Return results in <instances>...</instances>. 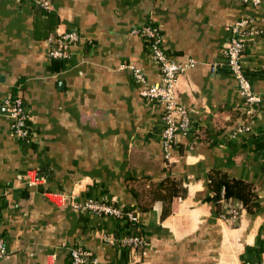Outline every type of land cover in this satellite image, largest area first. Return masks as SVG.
<instances>
[{
	"label": "crops",
	"instance_id": "1",
	"mask_svg": "<svg viewBox=\"0 0 264 264\" xmlns=\"http://www.w3.org/2000/svg\"><path fill=\"white\" fill-rule=\"evenodd\" d=\"M242 18L261 30L242 36L240 54L260 96L264 0H0V105L20 95L30 126L29 138L18 140L0 111V264H71L74 246L97 264H264V100L244 98L222 53L230 26ZM147 22L160 28L170 58L192 62L176 87L192 128L176 134L169 160L162 106L140 95L143 84L127 67H141L148 84L160 78L148 42L131 33ZM66 30L81 36L70 57H49L45 36ZM240 126L247 129L238 132ZM211 169L251 183L257 209L239 212L229 200L216 205L207 186ZM166 175L188 192L154 223L135 206L128 178L159 182ZM92 196L134 206L146 243L122 246L133 226L122 222L121 230L115 218L74 207ZM102 232L114 242H104Z\"/></svg>",
	"mask_w": 264,
	"mask_h": 264
},
{
	"label": "built area",
	"instance_id": "2",
	"mask_svg": "<svg viewBox=\"0 0 264 264\" xmlns=\"http://www.w3.org/2000/svg\"><path fill=\"white\" fill-rule=\"evenodd\" d=\"M258 5L261 0H242ZM46 7L45 4H43ZM257 27L252 24L250 18H242L235 21L230 26V37L223 47L222 53L225 63L231 70L240 90V93L248 102H258L264 100V90L262 94L254 95L251 91L250 83L245 76L241 63L240 54L244 47V34L259 33ZM131 33L144 38L148 42L151 57L155 62L160 78L157 82L148 84L143 70L139 66L127 65L132 73L134 81L142 83L140 95L149 101H154L162 106L160 120L162 123L161 140L164 152V159L171 157L170 146L176 134L185 135L192 128V119L189 109L179 101L176 94L178 76L191 63H179L169 57L163 44L161 30L150 22L142 26H135ZM81 36L75 30L56 32V35L49 38L50 48L48 55L51 58L66 59L70 57L69 47L80 40ZM0 111L8 114L11 119V133L18 140H27L30 136V126L28 124V114L26 104L20 95H10L2 101ZM247 129L246 126L237 128L238 132ZM74 207L85 210L99 217L124 218L123 223L129 225L138 222V215L135 210H124L122 205H118L106 200L87 198L81 202H75ZM227 214L237 215L235 208H229ZM130 226V225H129ZM113 235L108 232L101 233V239L106 243L114 242ZM122 246L131 249H138L146 243L143 235L135 233L133 229L119 239ZM6 256V248L3 237L0 235V260ZM71 264H87L88 262L97 263L92 253L82 246H74L69 250Z\"/></svg>",
	"mask_w": 264,
	"mask_h": 264
},
{
	"label": "trees",
	"instance_id": "3",
	"mask_svg": "<svg viewBox=\"0 0 264 264\" xmlns=\"http://www.w3.org/2000/svg\"><path fill=\"white\" fill-rule=\"evenodd\" d=\"M39 9L44 14H49L48 10L44 6L38 4ZM56 35V31H52L45 36V39H49ZM17 95L16 93L12 94ZM26 141V140H21ZM132 179L133 183L139 182L137 185L131 184L129 187L130 192L136 200L135 206L140 211H147L151 214L154 223L161 222L171 213V203L174 197L186 196L188 189L183 184L180 178H176L171 175H166L159 182L148 180L147 178H128ZM207 186L213 192L212 199L215 204H219L221 200L231 202V206H234L238 211L245 210L248 213L254 212L258 207L257 195L251 183L230 177L226 172L219 169H211L207 175ZM99 199L100 197H91ZM160 203V209H154V204ZM113 203V202H112ZM116 204V203H115ZM121 205V204H118ZM124 210H134V206L122 205ZM124 218H117V227L122 230V220ZM139 233L141 224L139 222H133L129 224ZM89 264H97L91 263Z\"/></svg>",
	"mask_w": 264,
	"mask_h": 264
}]
</instances>
